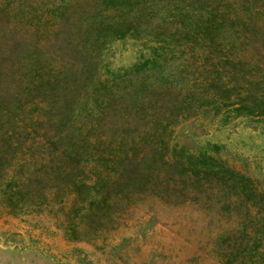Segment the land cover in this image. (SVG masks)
Segmentation results:
<instances>
[{
    "label": "trees",
    "instance_id": "obj_1",
    "mask_svg": "<svg viewBox=\"0 0 264 264\" xmlns=\"http://www.w3.org/2000/svg\"><path fill=\"white\" fill-rule=\"evenodd\" d=\"M124 37L141 47L111 67ZM198 113L264 122V0H0L5 213L55 204L93 227L140 196L195 200L230 222L214 240L219 264H264V178L216 142L169 144Z\"/></svg>",
    "mask_w": 264,
    "mask_h": 264
},
{
    "label": "rangeland",
    "instance_id": "obj_2",
    "mask_svg": "<svg viewBox=\"0 0 264 264\" xmlns=\"http://www.w3.org/2000/svg\"><path fill=\"white\" fill-rule=\"evenodd\" d=\"M140 47L138 39L115 40L105 60L111 67L126 65ZM149 78V73L130 74L120 86L128 90ZM169 142L189 148L216 142L228 164L259 184L264 178V122L252 117L224 123L199 113L180 118ZM63 210L55 204L16 214L0 210V264H219L214 240L230 224L201 202H167L153 195L140 196L113 222L93 227L77 218L68 224Z\"/></svg>",
    "mask_w": 264,
    "mask_h": 264
}]
</instances>
